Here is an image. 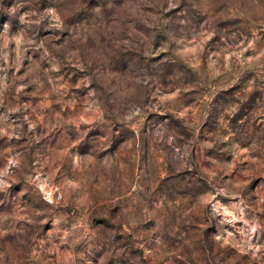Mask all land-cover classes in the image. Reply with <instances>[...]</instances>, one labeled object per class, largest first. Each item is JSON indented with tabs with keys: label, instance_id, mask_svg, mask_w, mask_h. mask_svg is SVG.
<instances>
[{
	"label": "rangeland",
	"instance_id": "1",
	"mask_svg": "<svg viewBox=\"0 0 264 264\" xmlns=\"http://www.w3.org/2000/svg\"><path fill=\"white\" fill-rule=\"evenodd\" d=\"M0 264H264V0H0Z\"/></svg>",
	"mask_w": 264,
	"mask_h": 264
}]
</instances>
